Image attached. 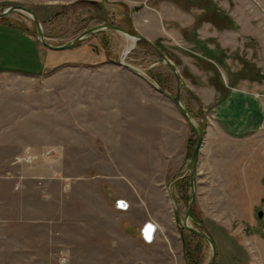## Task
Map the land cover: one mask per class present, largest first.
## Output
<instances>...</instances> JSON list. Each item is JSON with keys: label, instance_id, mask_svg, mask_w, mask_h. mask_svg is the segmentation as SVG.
Here are the masks:
<instances>
[{"label": "rangeland", "instance_id": "374dc122", "mask_svg": "<svg viewBox=\"0 0 264 264\" xmlns=\"http://www.w3.org/2000/svg\"><path fill=\"white\" fill-rule=\"evenodd\" d=\"M14 4L34 9L46 38L55 45L105 23L143 36L147 31L141 12H162L166 20L160 36L150 42L174 63L183 79L178 88L174 72L147 42L139 40L131 47L123 33L109 29L79 43L88 44L89 56L102 55V59H44L47 63L34 74L0 73V176L25 167L27 182L33 185L39 180L32 175H42L54 199L74 201L65 208L72 215L102 216V120L117 118L113 108L118 100H134L124 119L133 115L149 125L134 129L144 135L148 132L139 137L148 142L133 145L135 152L127 155L137 157L123 159V168L147 169L159 180L164 164L162 122L173 123L175 115L181 116L144 76L179 93L202 132L213 124L214 107L228 90L226 73L230 85L245 83L264 99V0H78L53 5L41 0H0V13ZM2 22L15 23L37 39L33 19L23 12L15 11ZM10 66L19 70L28 64L13 59ZM187 86L215 88L220 96L205 102L201 95L196 102ZM128 89L133 96L127 95ZM190 131L188 152L182 161L178 154L171 161L168 178L178 196L181 217L191 199L189 160L196 137ZM211 137L210 154L201 172H196L200 190L191 224L208 233L210 229L222 235L229 231L250 251V264H264V127L237 135L216 129ZM61 181H68L70 187L64 197ZM180 226L187 235V264H209V243Z\"/></svg>", "mask_w": 264, "mask_h": 264}, {"label": "crops", "instance_id": "0c3cea01", "mask_svg": "<svg viewBox=\"0 0 264 264\" xmlns=\"http://www.w3.org/2000/svg\"><path fill=\"white\" fill-rule=\"evenodd\" d=\"M41 1L53 5L78 0ZM137 13L144 15L147 34L143 36L148 41L160 36L165 14L153 9ZM87 46L78 44L65 51L44 49L25 28L2 22L0 73L14 70L34 74L43 69L47 63L44 59H102V55L89 56L85 49ZM13 59L27 63L28 67L14 69L10 66ZM225 84L228 90L216 103L215 120L205 132L198 172L210 154L212 131L217 129L225 135H237L254 133L264 127V99L260 92L242 82L230 85L227 73ZM187 88L193 92L196 102L201 101L198 97L201 95L205 102H213L220 96L215 88L210 91L203 87L197 90L191 86ZM128 90L130 93L127 95L133 96L131 89ZM133 103V98L124 102L118 100L113 108L117 118L102 120V216L72 215L65 208H70L74 201L54 199L48 194L45 178L38 173L32 176L37 175L33 178L39 182L28 184L25 167L8 170L0 176V264H60L64 256L69 264H187V235L180 226L184 216H180L178 196L172 191L168 178L172 173L171 161L177 154L182 161L188 152L192 129L171 102L181 117L175 115L177 121L173 123L168 118V123L162 122L164 164L158 172L159 180L155 181L153 173L149 174L147 169H124L123 159L137 157L127 155L135 152L133 145L148 142V139H139L140 136H148V132L144 135L134 131L148 128V124L138 122L133 115L124 119V111H128L127 107ZM61 182L60 192L64 197L70 187L68 181ZM196 190H200L198 182ZM121 201L128 203L127 208L119 206ZM209 233L218 243L217 264L251 263L250 251L234 234L228 231L222 235L213 229Z\"/></svg>", "mask_w": 264, "mask_h": 264}, {"label": "water", "instance_id": "95a60500", "mask_svg": "<svg viewBox=\"0 0 264 264\" xmlns=\"http://www.w3.org/2000/svg\"><path fill=\"white\" fill-rule=\"evenodd\" d=\"M15 11L23 12V13L29 15L33 19V21L36 25V29H37L38 41L44 47H46L50 50H53V51H65V50L72 49L75 46H77L80 43V41L83 40L84 38H86V37H88L94 33L104 31V30H108V29L118 31L120 33H123L124 35L134 37L136 39L135 42H137L138 40L144 39V37L141 34H134L122 26L105 23V24L96 25V26H93V27H90V28L84 30L78 36H76L73 40H71L65 44L55 45V44H52L51 42H49L48 39L46 38V36L44 34V28H43L42 22L38 16V13L30 7H27L24 5H19V4L11 5L0 13V19L8 17L10 14H12ZM149 44L156 51H158V53L160 54L163 61L174 72V74L177 78V81H178V88H180L181 84L183 83V79H182V76H181L179 70L177 69V67L174 65V63L168 57H166L163 53H161L156 48L155 45H153L150 42H149ZM122 64L125 65L130 70H132L134 73H137L138 75H141V76L143 75L138 69H136L130 65H126L124 61H122ZM144 77L153 85V87L160 94H162L163 96L168 98L177 107V109L180 111L182 116L186 119V121L188 122L192 131L195 134L196 145L194 147V150H193V152L190 156V160H189L191 199H190V202L187 206V210H186L184 219L182 221V224H183L184 229H186L189 232L205 239L209 243V245L211 247V258H210L209 264H216L217 263V256H218V249H217V245H216L214 238L212 237V235L210 233L203 231V230H200L191 224L192 211H193V208L195 206L196 199H197L196 180H195L196 179V172H197V165H198V160H199L201 148H202V145L204 142L205 132H202L199 129V127L196 125L192 114L187 109V107L183 104L179 93L173 94L170 91L159 86L153 79L146 77V76H144ZM125 203H126L125 201L120 202V204H122V205H125Z\"/></svg>", "mask_w": 264, "mask_h": 264}, {"label": "built area", "instance_id": "2783aa9c", "mask_svg": "<svg viewBox=\"0 0 264 264\" xmlns=\"http://www.w3.org/2000/svg\"><path fill=\"white\" fill-rule=\"evenodd\" d=\"M111 1L117 3V2H122L123 0H111ZM119 206L122 208H127V205L125 206V205L119 204ZM60 264H69L68 258L65 256L62 257Z\"/></svg>", "mask_w": 264, "mask_h": 264}, {"label": "bare ground", "instance_id": "6f19581e", "mask_svg": "<svg viewBox=\"0 0 264 264\" xmlns=\"http://www.w3.org/2000/svg\"><path fill=\"white\" fill-rule=\"evenodd\" d=\"M126 36V38H128L129 40H131V42H132V45H131V47L135 44V38L134 37H131V36H128V35H125ZM130 49V48H129ZM128 206V204L127 203H125V206ZM151 229V231L153 230V228L151 227L150 228Z\"/></svg>", "mask_w": 264, "mask_h": 264}, {"label": "flooded vegetation", "instance_id": "af4514ba", "mask_svg": "<svg viewBox=\"0 0 264 264\" xmlns=\"http://www.w3.org/2000/svg\"><path fill=\"white\" fill-rule=\"evenodd\" d=\"M123 27V26H122ZM125 28V27H124ZM127 29V28H126ZM129 30V29H128ZM130 31V30H129ZM132 32V31H131ZM133 33V32H132ZM136 34H138V33H136ZM144 37V36H143ZM142 40H146L147 41V43L149 44V42L150 41H148L145 37H144V39H142ZM139 41V40H138ZM151 43V42H150ZM153 44V43H152ZM150 45V44H149ZM154 45V44H153ZM153 48V47H152ZM157 48V47H156ZM154 49V48H153ZM158 49V48H157ZM155 50V49H154ZM159 50V49H158ZM156 51V50H155ZM160 51V50H159ZM157 53H158V51H156ZM161 52V51H160ZM162 53V52H161ZM158 55L160 56V54L158 53ZM161 57V56H160ZM167 57V56H166Z\"/></svg>", "mask_w": 264, "mask_h": 264}, {"label": "trees", "instance_id": "16d2710c", "mask_svg": "<svg viewBox=\"0 0 264 264\" xmlns=\"http://www.w3.org/2000/svg\"><path fill=\"white\" fill-rule=\"evenodd\" d=\"M145 42H147L146 40H144ZM202 131V130H201Z\"/></svg>", "mask_w": 264, "mask_h": 264}]
</instances>
